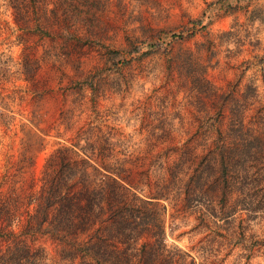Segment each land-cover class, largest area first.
<instances>
[{
	"label": "rangeland",
	"instance_id": "374dc122",
	"mask_svg": "<svg viewBox=\"0 0 264 264\" xmlns=\"http://www.w3.org/2000/svg\"><path fill=\"white\" fill-rule=\"evenodd\" d=\"M213 1L24 0L15 9L0 0V57L9 67L0 73L3 239L41 248L48 264H69L60 261L54 239L31 230L39 176L59 146L101 149L108 138L142 195L165 189L167 245L188 251L197 264H264V180L250 197L260 208L238 210L231 224L219 220L205 229L195 201L183 200L182 185L216 127L225 129L234 114L248 129L264 124L258 59L264 55V0H240L219 12L209 6ZM205 11L213 45L199 52L211 59L204 82L197 84L173 63L167 67L163 52L137 59L138 48L149 47L136 39L166 28L190 29L189 21ZM198 42L208 46L198 32L179 47L196 52ZM182 151L188 160L172 178ZM241 230L244 237H235ZM207 233L212 242L205 243Z\"/></svg>",
	"mask_w": 264,
	"mask_h": 264
},
{
	"label": "trees",
	"instance_id": "16d2710c",
	"mask_svg": "<svg viewBox=\"0 0 264 264\" xmlns=\"http://www.w3.org/2000/svg\"><path fill=\"white\" fill-rule=\"evenodd\" d=\"M22 1L3 0V3L18 9ZM238 1L215 0L209 6L218 12L231 10ZM189 22L190 29L166 28L157 30L155 36L136 39L138 44L149 47L143 51L138 48L137 59L163 52L167 67L173 65L181 72L184 70L197 84L204 82L211 59L209 55L203 58L199 52H210L213 45L205 29L209 16L205 11ZM198 32L206 36V48L199 42L195 43L196 52L179 47ZM132 46L137 48L136 43ZM258 59L264 81V55ZM8 69L7 61L0 57V73L5 74ZM4 105L0 97V109ZM5 118L0 110V119L5 122ZM251 128L245 126L239 115L228 117L225 129L215 128L211 144L182 185L183 200L195 201L199 225L205 229L219 220L231 224L230 219L238 210L260 208L259 200L250 197L264 180V124L259 129ZM106 140L109 143L101 149L61 145L49 154L39 176L33 213L29 216L31 230L54 239L59 245V259L64 263L197 264L188 251L165 243V205L161 202L166 199L165 189L142 195L143 187L131 183V169L117 156L115 143ZM187 156V151H182L175 159L172 178L177 177ZM236 200L239 208L232 204ZM5 212L0 204V223ZM243 234L241 230L234 236L244 237ZM5 235L0 226V264H48L41 248L32 249L20 238L3 239ZM209 236L210 233L205 235V243L212 242L214 237L208 240ZM200 250L208 248L200 245Z\"/></svg>",
	"mask_w": 264,
	"mask_h": 264
}]
</instances>
